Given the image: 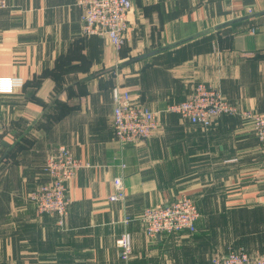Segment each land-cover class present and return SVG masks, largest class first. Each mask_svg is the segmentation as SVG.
Listing matches in <instances>:
<instances>
[{"label": "crops", "instance_id": "crops-1", "mask_svg": "<svg viewBox=\"0 0 264 264\" xmlns=\"http://www.w3.org/2000/svg\"><path fill=\"white\" fill-rule=\"evenodd\" d=\"M132 1L121 49L82 34L74 0L0 8V85L13 82L0 91V264H211L232 245L264 251V145L251 126L224 114L204 128L165 111L205 81L264 113V13L251 16L264 0ZM115 85L160 111L152 137L115 139ZM61 144L86 164L69 183L64 225L28 200ZM118 188L124 199L110 200ZM181 193L196 202V230L149 237L144 208Z\"/></svg>", "mask_w": 264, "mask_h": 264}, {"label": "built area", "instance_id": "built-area-1", "mask_svg": "<svg viewBox=\"0 0 264 264\" xmlns=\"http://www.w3.org/2000/svg\"><path fill=\"white\" fill-rule=\"evenodd\" d=\"M74 1L81 10V32L84 36L103 37L117 49L126 44L129 31L133 29L129 23L132 0ZM6 6L7 0H0V8ZM248 11L252 10L249 8ZM251 32H255V27L251 28ZM12 83L9 78L2 80L0 91L10 88ZM112 94V127L115 139L121 145L145 141L159 130L160 111L137 101L128 89L120 85L113 87ZM165 111L177 113L181 118L204 128L210 127L224 114L236 116L251 126L264 145V113L231 102L218 86L205 81L195 82L185 99L168 105ZM85 165L67 145H57L48 151L43 165L47 180L28 194L37 215H55L58 224L64 225L71 204L69 183ZM109 199L122 200L124 192L118 188ZM199 215L195 200L181 193L171 202L145 207L139 219L144 224L146 234L155 237L163 232H194ZM117 244L121 249V259L128 262L132 253L130 233L124 231L117 238ZM211 264H264V255H253L244 248L231 249L226 253H215L211 257Z\"/></svg>", "mask_w": 264, "mask_h": 264}, {"label": "rangeland", "instance_id": "rangeland-1", "mask_svg": "<svg viewBox=\"0 0 264 264\" xmlns=\"http://www.w3.org/2000/svg\"><path fill=\"white\" fill-rule=\"evenodd\" d=\"M229 39H230V37H226L225 38V40H226V43H228L229 42ZM207 83V82H206ZM208 84H210V83H208ZM257 227H259L258 225H257ZM260 231V230H259ZM239 248H242V246H238V247H236V246H229V249L228 250H231V249H239ZM246 250V249H245ZM248 253H251V254H253V255H264V251H248V250H246ZM213 256V255H212Z\"/></svg>", "mask_w": 264, "mask_h": 264}, {"label": "water", "instance_id": "water-1", "mask_svg": "<svg viewBox=\"0 0 264 264\" xmlns=\"http://www.w3.org/2000/svg\"><path fill=\"white\" fill-rule=\"evenodd\" d=\"M262 13H264V11L263 12H257V13H255V14H252L251 16H255V15H260V14H262ZM236 20H231V21H227V22H224V23H221V24H218L217 26H215V29H219V28H221V27H224V26H226V25H228V24H231V23H233V22H235Z\"/></svg>", "mask_w": 264, "mask_h": 264}, {"label": "trees", "instance_id": "trees-1", "mask_svg": "<svg viewBox=\"0 0 264 264\" xmlns=\"http://www.w3.org/2000/svg\"><path fill=\"white\" fill-rule=\"evenodd\" d=\"M46 72V71H45ZM40 81V79L38 78L37 80H36V83H38Z\"/></svg>", "mask_w": 264, "mask_h": 264}]
</instances>
